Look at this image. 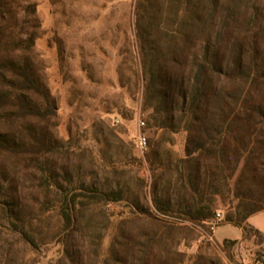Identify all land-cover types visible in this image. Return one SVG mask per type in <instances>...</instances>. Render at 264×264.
<instances>
[{"label": "trees", "instance_id": "16d2710c", "mask_svg": "<svg viewBox=\"0 0 264 264\" xmlns=\"http://www.w3.org/2000/svg\"><path fill=\"white\" fill-rule=\"evenodd\" d=\"M40 26L35 3L0 0V264H26L8 237L36 252L58 245L55 264H101L102 232L127 224L111 243L116 264H180L173 233L208 225L215 197L235 200L223 223L243 240L263 237L247 220L264 210V0L140 1L148 123L184 144L177 158L156 144L152 181L136 179V191L115 164L111 184L99 177L105 168L83 169L82 151L58 138L34 52Z\"/></svg>", "mask_w": 264, "mask_h": 264}, {"label": "rangeland", "instance_id": "374dc122", "mask_svg": "<svg viewBox=\"0 0 264 264\" xmlns=\"http://www.w3.org/2000/svg\"><path fill=\"white\" fill-rule=\"evenodd\" d=\"M140 1L21 0L23 6L36 4L41 26L34 52L56 100L58 138L71 141L75 150L82 151L83 169L105 168L99 177L107 178L108 184L116 179L110 173V166L115 164L123 172L118 180L132 191L137 189L136 179L143 180L147 188L151 183L150 164L158 162L153 155L156 144L171 150L172 158L183 155L184 144L183 134L156 130L148 123L150 111L143 105L145 80L137 36ZM140 134L147 139L144 153L137 148ZM88 159H92L91 165L86 163ZM233 184L234 178L231 187ZM234 204L232 196L225 200L215 197L214 217L221 216L220 224ZM121 206L111 209L117 211ZM127 225L102 232L100 254L106 261L101 264H116L110 257L111 243L130 232ZM211 233L209 223L175 231L173 244L182 255L180 264H194L200 255L220 264H264L259 257L264 254V236H247L242 243L224 244L212 239ZM6 241L14 242L15 255L18 260L24 258L26 264H55L60 258L58 245L49 244L36 252L16 244L12 237ZM4 243L0 244L6 246Z\"/></svg>", "mask_w": 264, "mask_h": 264}, {"label": "crops", "instance_id": "0c3cea01", "mask_svg": "<svg viewBox=\"0 0 264 264\" xmlns=\"http://www.w3.org/2000/svg\"><path fill=\"white\" fill-rule=\"evenodd\" d=\"M247 222L264 236V210L250 216ZM211 236L212 239L214 238L218 243H221L225 240L236 243H242L243 241L242 229L225 223L218 225L212 231ZM261 246L264 249V242L261 243Z\"/></svg>", "mask_w": 264, "mask_h": 264}, {"label": "built area", "instance_id": "2783aa9c", "mask_svg": "<svg viewBox=\"0 0 264 264\" xmlns=\"http://www.w3.org/2000/svg\"><path fill=\"white\" fill-rule=\"evenodd\" d=\"M140 125L143 126L144 125V122L141 121L140 122ZM138 150L141 152V153H144L147 151V148H148V144H147V139L144 135L140 134L138 136ZM222 218L219 214H216V216L214 218H212L210 221H209V227L211 229V232L218 226L220 225V222H221Z\"/></svg>", "mask_w": 264, "mask_h": 264}]
</instances>
